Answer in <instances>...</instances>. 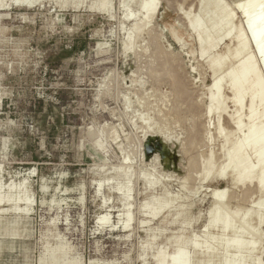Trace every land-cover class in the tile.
Here are the masks:
<instances>
[{
  "label": "rangeland",
  "instance_id": "obj_1",
  "mask_svg": "<svg viewBox=\"0 0 264 264\" xmlns=\"http://www.w3.org/2000/svg\"><path fill=\"white\" fill-rule=\"evenodd\" d=\"M15 1L2 0L0 8V264H54L55 249L60 264H160L161 255L172 264L179 250L184 264H196L192 240L204 241L221 189L230 217L255 213L248 221L261 241L252 264H264V224L256 222V214L264 217V193L220 176L252 122L247 100L238 112L227 86L219 98L224 114L208 111L213 77L186 19L200 16L201 0H40L32 7ZM151 1L157 10L146 19L142 6ZM217 1L233 12L235 32L214 56L235 50L241 32L243 58L264 83L262 59L235 8L245 0ZM103 2L108 12L94 6ZM172 32L184 39L182 48ZM243 58L230 59L221 75ZM237 114L240 131L227 118ZM256 115L263 128L262 108ZM150 137L176 151L169 167L159 153L147 157ZM245 155L255 167L251 147ZM209 160L214 174L204 180ZM10 184L20 210L6 202ZM159 198L172 204L149 214ZM100 216L107 223L98 229ZM226 259L219 248L203 264Z\"/></svg>",
  "mask_w": 264,
  "mask_h": 264
},
{
  "label": "bare ground",
  "instance_id": "obj_2",
  "mask_svg": "<svg viewBox=\"0 0 264 264\" xmlns=\"http://www.w3.org/2000/svg\"><path fill=\"white\" fill-rule=\"evenodd\" d=\"M18 1V0H17ZM21 4L32 7L40 0H19ZM18 1V2H19ZM45 1V0H44ZM108 1V0H106ZM16 2V1H15ZM16 2V3H18ZM240 2V3H239ZM235 3V8L240 10L242 18L246 22L247 30L250 34L251 40L255 47V52L261 57V68L264 70V0H245ZM19 5V3H18ZM64 6V5H63ZM95 8L102 12H106V3H96ZM200 16L192 18L190 13H186V19L189 20L190 29L200 44V56L209 64L213 82L208 87L207 93L210 100L208 106L209 113H214L222 116L226 111L223 101H219L223 88L227 86L232 92V103L239 112L247 100L248 112L251 119V126L248 128L245 138L242 142L236 143L229 151V159L231 168L224 171L220 176L230 177L233 185H246L254 183L259 194L264 193V127L259 122L256 112L262 108L264 113V83L260 77L259 69L256 68L250 58H243L247 52V43L242 33L236 31L237 47L235 50H227L224 55L214 56V51L217 49L223 38L231 37L235 30L232 28L233 12L217 0H201ZM2 7V0H0V8ZM142 10L145 13V18H151L157 6L154 1L144 4ZM99 11V12H100ZM108 12V11H107ZM105 14V13H104ZM171 39L182 48L185 45L184 39L177 33L172 32ZM240 59L237 66L221 75L222 71L228 65L230 59ZM228 119L233 120L234 128L237 131L242 129V121L240 114L234 116H227ZM258 120V121H257ZM219 137H223V129L221 125L218 127ZM248 147L253 149V154L257 159V165L250 166L245 151ZM213 163L211 160L207 162L202 170V178L204 180L213 176ZM2 167V166H1ZM256 168H262L257 177L253 176ZM25 185V184H24ZM13 184L9 185L11 191L10 196L7 198L8 203H13L15 210H20L19 203L21 199L13 195ZM43 190V189H42ZM121 191V189H119ZM3 192V191H2ZM120 194V192H119ZM126 193H123L124 196ZM213 194V193H212ZM226 190L221 189L213 194L214 205L209 212V219L204 227L202 237L204 241L192 240L195 246V257L201 261H196V264H203V259L209 254L214 258L216 251L223 248L227 253L225 264H252V259L255 256L260 244V236H252V227L249 218L254 216L255 213L247 212L243 216L237 215L230 217L225 208ZM2 197V196H1ZM4 199H0V205L3 204ZM26 204H31V198L25 200ZM21 204V203H20ZM172 203L165 199L159 198L155 207L150 210L149 214L157 215L167 210ZM24 205V204H23ZM261 206V202H257ZM9 207V205H7ZM32 206V204H31ZM29 207V206H28ZM184 207L178 213V216L183 214ZM0 211L5 209L0 208ZM18 214V213H17ZM256 222L258 226L264 224V217L256 214ZM248 218V219H246ZM254 218V217H253ZM105 216H100L97 219V228L100 229L107 222ZM249 220V221H248ZM130 217L127 218L126 223L121 224V231L128 228ZM118 226V225H117ZM218 231V235L213 232ZM251 236V241H246L247 237ZM212 244V248L208 247V243ZM244 251V256L239 257L240 251ZM59 249L52 252L54 264H60ZM160 264H165V257L161 255ZM185 256L182 251H178L172 259V264H184ZM255 264H258L255 262Z\"/></svg>",
  "mask_w": 264,
  "mask_h": 264
},
{
  "label": "water",
  "instance_id": "obj_3",
  "mask_svg": "<svg viewBox=\"0 0 264 264\" xmlns=\"http://www.w3.org/2000/svg\"><path fill=\"white\" fill-rule=\"evenodd\" d=\"M153 144L154 147L151 145ZM146 148V155L150 158L152 155L159 153L162 160L166 162L167 166H170L172 161L176 160V151L167 145L163 140L157 137L148 138V144Z\"/></svg>",
  "mask_w": 264,
  "mask_h": 264
}]
</instances>
